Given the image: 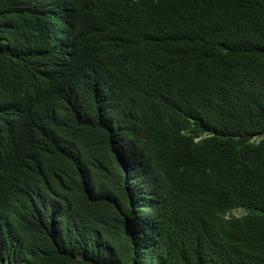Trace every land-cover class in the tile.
<instances>
[{
  "label": "trees",
  "instance_id": "1",
  "mask_svg": "<svg viewBox=\"0 0 264 264\" xmlns=\"http://www.w3.org/2000/svg\"><path fill=\"white\" fill-rule=\"evenodd\" d=\"M0 264H264V0H0Z\"/></svg>",
  "mask_w": 264,
  "mask_h": 264
},
{
  "label": "rangeland",
  "instance_id": "2",
  "mask_svg": "<svg viewBox=\"0 0 264 264\" xmlns=\"http://www.w3.org/2000/svg\"><path fill=\"white\" fill-rule=\"evenodd\" d=\"M233 215H234L235 217H240V216L243 215V211L240 210V209H237V210L233 211Z\"/></svg>",
  "mask_w": 264,
  "mask_h": 264
}]
</instances>
